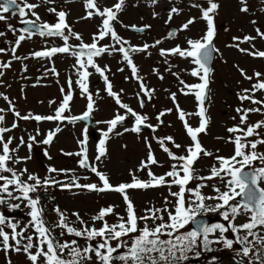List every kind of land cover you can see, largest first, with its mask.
<instances>
[{
    "label": "snow or ice",
    "instance_id": "snow-or-ice-1",
    "mask_svg": "<svg viewBox=\"0 0 264 264\" xmlns=\"http://www.w3.org/2000/svg\"><path fill=\"white\" fill-rule=\"evenodd\" d=\"M42 4H54L55 0H40ZM240 11L247 13L248 0H239ZM86 10L85 16L81 19H91L94 16L101 18V24L98 25L97 32L92 35L91 43H84L82 36L74 32L67 23V13L63 10L57 11L55 7H49L48 12L54 13L57 17L55 23H40V16L35 9L40 7L38 3H29L28 0H0V21H6L10 13L11 16H19L20 23L26 27L19 29L22 33L15 39V45L11 52L13 59H21L15 55L16 48L21 42L30 39L38 34L41 37H58L62 39V46H53L41 51H35L31 55L36 58H52L57 54H70L75 57V69L78 79L75 84L79 87L81 95L86 97V110L79 116H67L70 104L73 101V81L68 79V89L65 91L61 87L62 100L52 115H21L15 110L14 105L9 101V108H0V124L5 122V111H9L14 116V122L11 127H0V206H5L9 212L27 209L25 215L28 217L26 223H22L14 216L6 215L0 212V251L6 254L14 251L25 255L29 264H184L189 261L191 253L195 257H200L202 253L214 252L218 250H230L234 253L233 260L235 264H264V152L257 151V146H264V138L261 137V131L264 130V120L249 124L250 113L264 114V100L256 99V93H264V73L254 72L253 76L239 68L240 75L249 81L255 78L256 82L251 88L243 89L237 94L238 99L243 103L249 101L257 107L236 109L239 115V124L227 129L230 134L228 142L234 146L233 154L225 157L214 155L213 152L205 149L200 140L201 134H206L210 124V118L207 116L205 101L208 99V90L210 84L209 67L214 60V53L218 49L214 46V40L217 36V26L215 17L219 10L217 0H206V7L199 3H193L191 6L200 9V18L206 23V30L198 39H188V47L182 48L177 45L171 49L159 50L161 57L179 56L184 59H190L195 65L190 75L197 77L199 83L186 84L180 80L183 87L180 89L184 95H194L197 101V111L187 113L176 103V93H171L170 98L175 104L178 119L183 124V129L189 137L191 143L185 146L184 155H176L168 145L179 150L182 146L176 143L174 137H153L160 149L167 154L172 161L170 169L164 174L157 176L152 172L151 166L159 165L156 159L151 143L145 137V144L148 149L147 157L142 160L136 171L143 172L147 170V180H141L135 174L131 182H122L113 185L109 176L98 170L95 162H102V158L108 155L107 143L111 134L121 136L124 133L131 132L140 134L143 128H149L155 132L159 124L163 123L161 117L171 113L173 109L169 108L158 113L156 119L157 125L146 123L148 117L132 109L128 104L123 103L120 93L113 91V85L105 74L109 69L107 66L100 67L95 58L104 54L112 55L119 53L123 61L131 71V78L139 82L140 91L137 98L140 99L141 93L149 100L152 99L154 89H149L143 82V78L138 75V68L133 62L130 53H149V48L155 47L161 43L156 40L153 45L147 43L142 46L130 45V42L121 37L115 27L114 22H119L118 13H120L126 3V0H116L112 7L101 9L97 0H83ZM150 5H157L159 0H149ZM180 9L171 7L168 11L165 23L168 24L173 19V14H179ZM264 11V9H262ZM31 14L35 19H26ZM158 13L153 12V17ZM195 23V18H190L181 25L180 31L189 29V26ZM255 24V21H252ZM125 28H131L133 31L143 33L150 29L151 25H123ZM9 31L14 34L17 31L11 24L7 25ZM227 30V29H225ZM256 36L233 37L234 44L228 47H235L239 52L253 58H264V51L255 48L253 43L257 37L264 40V31L255 29ZM5 33L0 31V36ZM176 35L175 31H169L167 38L172 39ZM70 38L80 41L79 45L73 46L69 43ZM109 38L112 43L101 45L100 42ZM241 43H249L251 49L240 47ZM127 45V47H126ZM76 47L79 50L73 51ZM6 50L0 48V53ZM167 63V60H165ZM11 62L0 63V69L10 67ZM89 68L94 69L105 83V91L108 97H111L118 110L112 119L99 121L107 127L101 129L100 138L96 145L95 162L90 163L88 155L89 129L84 127L81 136L78 139L80 150L75 153H63L66 156L75 155L79 157L78 166L95 174L99 183H79V177H72L67 182L59 180L53 174H67L70 170L57 169L48 166L47 174L42 178L37 174L28 172L26 167L16 168L12 165L24 163L31 159V155L18 157L15 155L19 147L27 146L31 153L34 145H50L57 133L62 131L59 124L65 121L75 124L78 121H88L95 110V100L89 92L88 79L92 74ZM124 71L123 68L118 69ZM170 70V69H169ZM48 71L58 75L55 68ZM3 72L0 71V76ZM172 75L179 76L177 73ZM163 79V76L159 77ZM129 79V77H125ZM121 92L123 90L121 89ZM3 99L8 101L7 96ZM50 103H55L51 101ZM140 107H144V100L140 99ZM120 109L124 113H120ZM195 115L199 118V124L196 127L191 126L186 117ZM131 116L133 118L132 127H125L126 120ZM235 119V117H233ZM34 120L56 121L59 122L54 130H49L42 141H37L36 136L30 135L27 142L20 137L19 144L13 148L10 147L14 137L5 134L18 127L17 121ZM122 127L123 132L118 128ZM37 135H40L37 131ZM257 137L256 139H249ZM218 139H222L218 137ZM126 147V146H125ZM44 156L51 159L47 149L44 150ZM203 157L214 158V163L210 168V174L207 176L197 175L195 164ZM257 162L260 166H256ZM26 177V179L24 178ZM87 177H85L86 179ZM219 179L223 185L221 187L211 185L215 195H205L202 192L204 187L209 185L205 183L193 182L211 181ZM177 187V191H172V187ZM59 187L61 190H72L73 188L86 190L95 193H116L122 197L125 204V214L120 215L115 212V205L102 207L98 213L91 217V225L83 220L79 213H73L76 221L81 227L72 226L69 217L58 206L53 208L57 215L56 221L49 225L44 219L45 208L41 204L40 192H47L49 188ZM166 187L169 192L164 197L163 206L154 205L144 210V214L137 213L128 190H148ZM12 201H17L12 203ZM215 201V203H208ZM208 213H218L223 222L209 223L203 219ZM115 216L114 223H109L106 217ZM246 217V222L236 223L238 217ZM97 222L100 226L96 227ZM142 225V226H141ZM189 226H191L189 228ZM7 229V230H6ZM59 229V236L68 235L72 237L69 240L57 239L55 230ZM187 229V230H186ZM79 240L85 243L81 245ZM213 245H219L220 248H214ZM217 258L213 256L209 264H216ZM11 264V261H9Z\"/></svg>",
    "mask_w": 264,
    "mask_h": 264
},
{
    "label": "rangeland",
    "instance_id": "rangeland-1",
    "mask_svg": "<svg viewBox=\"0 0 264 264\" xmlns=\"http://www.w3.org/2000/svg\"><path fill=\"white\" fill-rule=\"evenodd\" d=\"M69 1L70 0H62V4L60 3V5L55 8L57 11L64 10L68 14V20L79 23L77 25L78 30L88 33L91 31V27H95L99 24L98 22L101 18L98 16L92 17L91 20L83 19L84 22H81L80 17H78L84 14L81 3L75 2V0H72L74 2ZM217 2L220 7L215 17L217 36L214 40V46L219 51L216 53L212 65V71L210 74V95L208 96V102L205 103L207 116L210 118V124L207 133L201 134L199 138L203 147L213 152L214 155L228 157L233 154L234 146L232 143L228 142L230 134L227 132V129L239 124V115L237 114L236 109L238 107L249 108L258 106L249 101L241 103L238 99L237 94L243 89L251 88L256 80L255 78H253L252 81L244 79L240 75L236 66L238 65L239 68L243 69L248 76H253L254 72L264 73V58H253L239 52L235 47H228V45L236 43V41H233V37L242 38L244 36H256V28L264 31V11H262V9H264V0H248L249 11L247 13L240 11L241 5L239 0H217ZM193 3H199L203 7L207 6L206 0H175L173 2L172 0H159L157 5H150L149 0H126L123 10L118 13L119 22L114 24V27L121 37L130 42V45L142 46L145 43L153 45L156 40L161 41L159 45L149 48L148 51L150 55L136 53L132 57L133 62L138 68L139 75L143 78V82L149 89H154L152 100L147 98V101H145L144 107L142 108L144 115L148 117L146 123L157 125L159 122L156 117L159 112L169 108L173 109V111L161 117L163 123L159 124L155 132L152 131L149 134L143 133V135L137 136L132 135L130 132L124 133V135L121 136L111 134V138L107 143L108 155L105 158H102V162H95V156L97 154L96 149L93 145L94 143L89 140L88 155L90 163L95 162L98 170L106 173L113 185L122 182H131L132 176L130 175V172H135L136 176L141 180L148 179L147 170L143 172L136 171L140 166L141 161L145 160L147 157L148 149L145 144V137L151 143L153 153L159 161V165L151 166L152 172L157 176L168 171L172 161L168 158L167 154L160 149L157 141L153 139L154 136L161 138L165 136L174 137L176 143L181 144L182 147L177 150L173 148L171 144L168 146L172 148V151L178 156L184 155L185 146L191 143L183 129L182 122L177 117L173 100L166 97L167 95L170 96L171 93H176V103L179 104L181 109L187 113H195L198 110L191 98L192 95L186 96L180 91L183 87V85L180 84V80L185 81L186 84L200 82L197 77L190 75V72L195 65L191 63L190 59H184L179 56L161 57L159 55V50L161 48L171 49L177 45L182 48H187L188 45L186 41L188 39H198L203 35L206 30V23L200 18V9L191 6ZM112 4V2L111 4L109 2L108 4H105L104 0L98 2L101 9L112 7ZM171 7H177L181 11L178 15L173 14L172 21L166 24L165 20L167 19L168 11ZM153 12L158 13V15L153 17ZM190 18H195V23L190 25L189 29L180 31L181 25L187 22ZM252 21H255V24H253ZM145 24L151 25V28L147 30L144 36L130 35L123 26H143ZM169 28L177 30V34L174 37L175 40L173 41L165 38V34ZM106 41L105 44L112 43L110 39ZM253 43L255 44L256 49L264 51V40L257 37ZM240 47L251 49L252 45L249 43H241ZM105 59L106 58L104 57L99 61L100 65L103 67L107 66ZM165 60H167V63ZM111 64L113 65L111 72L114 80L113 91L120 93L123 103L128 104L136 112H139L140 110L138 109L139 106L136 98L140 89H137L134 80L131 78L127 80L125 79L127 76L125 74L127 70L125 62L118 57L117 53H114L111 55ZM120 68H123L124 71H119L118 69ZM172 73H177L179 79L177 76L172 75ZM160 76H163V79H160ZM39 79L40 77H36L35 82H39ZM47 82V78H44L41 83H38L36 88L29 89L28 92L31 98H20L17 94L16 96L19 98L9 97L8 101L4 99L0 100V108L7 110L10 106L9 101H11L15 109H18L21 113L30 108L34 111L33 115L45 111L47 107V99L44 100V98H53L55 92L58 91V87L55 84L51 88L47 87ZM61 83L63 86L62 80ZM74 88L75 86L73 85V89ZM121 89L123 92H121ZM89 92L96 99L95 105L99 107L98 111H96L95 115L92 117V120L99 122L112 119L116 114L118 107H114L117 106L114 102V104L111 103V109H109L108 100L101 97L107 94L104 87L100 85L97 88H92L89 85ZM141 96H143L142 93ZM256 99L264 100V93L257 92ZM75 100L76 98H73V101L70 104L71 110L66 112L65 115L78 116L83 112V107L86 105L87 100L85 98H79L76 102ZM119 111L121 114L124 113V110L122 109ZM7 115L10 114L6 113L5 116ZM233 117H235V119H233ZM186 119H188L193 127H196L199 124V118L195 115L186 117ZM127 120L130 122L133 121L131 116H129ZM260 120H264V114L255 112L249 114V124H254ZM13 122L14 119L6 117L4 124H0V127H11ZM25 122L27 123V121L19 120V126L13 131L5 134V138L8 136L14 137L13 143L10 147L15 148L19 144L20 137H23L27 142H31L28 141L30 135L36 136L37 141H42L45 138L47 132L45 129L43 130L39 125H33L32 123L26 124ZM65 123L66 121L59 124V126L62 127ZM57 125L58 122L50 121L47 128L49 130H54ZM106 127L107 126L103 123H97V132H100L99 130L101 129H106ZM125 127H129V125H126ZM81 128L82 125L79 123L66 125L65 128H62V131L56 134L52 144H36L31 153L26 145L19 147V150L15 155L18 157L31 155V159L24 163L12 166L18 169L26 167L28 172L37 174L42 178L47 174V167L52 166L57 169L70 170L67 174H53L59 180L67 182L72 177H79V183L81 184L99 183L95 174L89 173L83 176L82 169L80 167H75V165L71 163L72 161H75V155L66 156L63 154L68 152L75 153L80 150V145L77 141L78 139H82ZM122 129V127L118 128L119 131L123 132ZM16 130H18V132ZM37 131H39L40 135H37ZM258 131H261L260 138H264V130ZM218 137L222 139H218ZM256 138L257 137H252L249 139ZM45 149H47L51 159L44 156ZM257 151L264 152V146L258 145ZM214 163H216L214 158H201L195 164L197 175H209L210 168ZM256 166H260L258 162ZM85 177L87 178L85 179ZM24 178L26 179V177ZM195 183H205L209 185L202 189V192L205 195H215L211 185L219 186L223 190V185L219 179L193 182L190 186H195ZM261 186L264 187V185ZM171 190L177 191L178 189L173 186ZM39 194L45 208L44 219L49 225L53 224L57 219V215L53 211V208L57 206L69 217V222L72 223V226L77 228L81 227V225L76 221V217L72 215L73 213H79L83 220L89 222V225H91V217L96 215L102 207L115 205L116 213H119L120 215L125 214V204L122 197L116 193L100 194L76 188H73L72 190H61L59 187H52L49 188L47 192L41 191ZM128 194L133 201L137 213L140 215L144 214L146 208L153 205L155 207H162L165 196H168L170 200L172 199V197L169 196L166 187L148 190H128ZM12 203H16V201H12ZM208 203H215V201H208ZM0 208H2L4 210L3 212L8 215L9 211L5 206H0ZM26 211L27 209L22 206L20 210L13 211L11 214L22 223H26L28 219L25 215ZM208 216H217L219 217V222H223L218 213H208ZM106 219L109 223H114L116 217L108 216ZM243 222H246V217L244 216H240L236 220L237 224ZM99 226L100 224L97 222L96 227ZM59 231V229L55 230L57 239L69 240L72 238L68 235L60 237ZM79 243L83 245L85 242L79 240ZM217 254L218 258L223 257L222 260H219V264H235V261L233 260L234 253L232 251L221 250ZM22 255L23 254H18L14 251H10L7 254L4 251H0V264H9V261H11V264H29L25 255ZM189 256V261L197 260L196 263L192 264L199 263V257L197 258L191 253ZM184 264H187V261L184 262Z\"/></svg>",
    "mask_w": 264,
    "mask_h": 264
},
{
    "label": "flooded vegetation",
    "instance_id": "flooded-vegetation-1",
    "mask_svg": "<svg viewBox=\"0 0 264 264\" xmlns=\"http://www.w3.org/2000/svg\"><path fill=\"white\" fill-rule=\"evenodd\" d=\"M108 1L111 2V0H108ZM28 2L40 4V7L35 9L37 14L41 18L39 21L40 23L47 22V23L51 24V23L56 22V20H57L56 15L48 12V8L59 6L60 3L62 4V0H55V3L50 4V5L49 4H42L40 2V0H28ZM69 2H74V1L70 0ZM75 2H80L82 9H84L83 0H75ZM5 15L8 16V19L6 21H0V31H3L5 33L4 36H0V48H4L6 51L4 53H0V63L11 62V64H10L9 68L0 69V71L3 72V75L0 76V100L3 99V96H7L8 98L9 97H11V98H19V97L20 98H31L29 96V92H28L29 89L31 90V88H33V89L36 88L38 83H41V81L44 78H47V80H48V82L46 83L47 87L51 88L55 84L58 87V91L55 92V96L53 98H44V100L47 99V101H46L47 107H46L45 111H41L37 115L46 116V115L54 114V110L59 106V103L62 100L61 87H63L65 89V91H67L69 78H71L72 81L74 82L73 85L75 86V88L73 89V98H76L75 102L79 98H85L86 99L85 96H82L80 94V89L75 84V81L78 79L77 73H76L75 69L73 68V65L76 62L75 57H73L70 54H57L56 56L49 59V58H36V57L31 55L35 51H41V50H44L46 48H50L53 46H57V47L62 46L63 45L62 39H60L58 37H41L38 34L33 35L30 39H26L25 41L21 42V45L18 48H16L15 55L20 57L21 59H13V54L11 52V49L15 45L16 37L19 36L20 34H22L19 31V29L26 27V25L20 23L21 18L18 15L15 17L11 16L10 13H7ZM82 16L80 15L78 17H80L81 22H84V20L81 19ZM25 18L26 19H33V20L35 19V17H32L30 13ZM66 20H67V23L73 29V31L79 33L82 36L84 43H91L92 42V39H91L92 35L97 32L98 25H100V24H98L95 27H91V31H89L88 33H85V32L78 30L77 25L79 23H75V22H72L71 20H68V16L66 17ZM8 24H11L15 29H17L15 34L12 31H9V29L7 27ZM130 35H132V34H130ZM133 36H135V35H133ZM106 42L107 41L105 39L104 41H101L100 44L104 45ZM69 43L73 46H76V45L80 44V41H77L74 38H70ZM74 48H76V47H74ZM74 48H73V51H78ZM134 54L135 53H133L132 55H134ZM117 55L120 59H122L121 54L117 53ZM104 57L106 58L105 62H106L107 66L110 70L109 72H106L105 74L108 76L109 80L111 81V83L113 85L114 80H113V75L111 74L112 69H113V65L111 64V55L104 54L101 57L95 58V60H96V63L100 67L103 68V66L100 65L99 61ZM51 68H55L56 73H58V75L52 73L51 71H48ZM88 70L90 73H92L89 76V79L87 82L88 86L90 85L92 88H97L98 86L102 85L101 82H103V78L98 73H95L94 69L89 68ZM125 74L127 75L126 77L131 78V71L129 68L126 70ZM138 75H139V73H138ZM36 77H40L39 82H35ZM61 80L63 82V86H62ZM13 93H14V95H13ZM17 94L19 95V97L16 96ZM101 97L108 100V103H109L108 106H109V109H111V103L114 104V100L111 97H108L107 94H105ZM166 98H170V96L167 95ZM191 98H195V97L193 96ZM140 99H143L144 103H145V101H147V97L144 98V96H141ZM140 99L136 98V100L138 101V106H139L138 109L140 110L138 113L144 115V112H143L142 108L140 107ZM38 100H40V99H38ZM94 100L96 102L95 98H94ZM51 101H54L55 103H50ZM114 107H118V106H114ZM98 109H99V107L96 106L94 112L92 113V115L90 117L91 119H89L88 121H78V123L80 125H82L81 132H82L83 128L85 127V124H88V123L91 124V126L88 127V129H89V140H91L92 143H94L93 145H94L95 149H96V145H97L99 138H100V132H97V130H98L97 122L93 121L92 117L95 115V112L98 111ZM15 110L19 111L18 109H15ZM85 110H86V105L83 107V112ZM19 112L21 113V111H19ZM33 112L34 111L30 108V109L22 112L21 114L27 115L29 113L33 114ZM83 112H81V114ZM6 113L10 114V115H7L5 117H10V118L14 119V116L11 112L6 111ZM6 113H3V114L6 115ZM49 122L50 121L37 122L34 120H28L27 123L26 122L25 123L26 124L32 123L33 125H39L40 127H42L43 130L45 129L48 132L49 129L47 128L48 127L47 125L49 124ZM92 122H94V123H92ZM17 123H18V121H17ZM66 125H70V123L67 122L61 128H65ZM126 125H129V128L132 127L133 121L130 122L129 120H126L124 126H126ZM18 126H19V123H18ZM16 131L18 132V130H16ZM47 132H46V134H47ZM151 132H152L151 129L145 127V129H143L140 134L131 133V132L130 133L134 136H137V135H143V133L149 134ZM74 159H75V161H72L71 163L74 164L75 167L79 168L78 163H77L79 157L76 156ZM168 170H169V168H168ZM89 173H91V172L86 170V169H82V175L83 176H85ZM3 211L4 210L2 208H0V212H3ZM8 215L13 216L11 214V212H8ZM22 256H24V255H22Z\"/></svg>",
    "mask_w": 264,
    "mask_h": 264
},
{
    "label": "trees",
    "instance_id": "trees-1",
    "mask_svg": "<svg viewBox=\"0 0 264 264\" xmlns=\"http://www.w3.org/2000/svg\"><path fill=\"white\" fill-rule=\"evenodd\" d=\"M208 215V214H207ZM213 247L214 248H220L221 246H219V245H213ZM221 250H218V251H214V252H205V253H202V255L199 257V263L198 264H209V262H210V260H211V258L213 257V256H215L216 258H217V260H216V264H219L218 262H219V260L221 259L222 260V258L223 257H217V253L218 252H220ZM224 251H226V250H224Z\"/></svg>",
    "mask_w": 264,
    "mask_h": 264
},
{
    "label": "water",
    "instance_id": "water-1",
    "mask_svg": "<svg viewBox=\"0 0 264 264\" xmlns=\"http://www.w3.org/2000/svg\"><path fill=\"white\" fill-rule=\"evenodd\" d=\"M130 31H132V32H134V33H138V32H135V31H133L132 29H130ZM170 31H173V30H170ZM138 34H141V33H138ZM212 63H213V61L210 63V65H209V67L211 68V66H212ZM143 129H145V128H143ZM142 129V130H143ZM203 219H205V220H207L209 223H216L217 222V217H213V218H209V217H203ZM191 227V226H190Z\"/></svg>",
    "mask_w": 264,
    "mask_h": 264
}]
</instances>
